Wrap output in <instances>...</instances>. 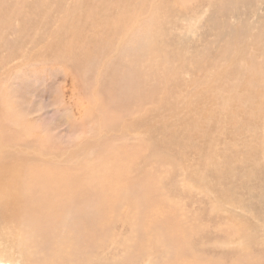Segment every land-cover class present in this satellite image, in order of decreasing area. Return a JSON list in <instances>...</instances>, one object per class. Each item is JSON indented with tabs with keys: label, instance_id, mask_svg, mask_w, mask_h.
Returning <instances> with one entry per match:
<instances>
[{
	"label": "bare ground",
	"instance_id": "1",
	"mask_svg": "<svg viewBox=\"0 0 264 264\" xmlns=\"http://www.w3.org/2000/svg\"><path fill=\"white\" fill-rule=\"evenodd\" d=\"M26 1L12 6L0 0V50L7 45L11 55L0 63L20 56L32 31L49 35L40 53L66 62L76 86L87 91L100 129L68 151L69 159L56 162L41 135L32 137L30 121L16 120L10 109L0 114V264H264V210L254 201L264 196V132H250L248 125L249 118L264 117V38L251 40L249 30L238 31L241 47L236 50L228 41L219 54L221 60L227 54L233 65L251 46L262 53L261 60L251 59L258 72V111L250 115L236 104L245 97L238 98L229 104L222 127L217 118L196 128L199 119L180 115V109L190 105L179 82L188 59L169 37L164 18L182 0H72L67 7L64 0ZM231 1L241 5L245 0ZM55 11L57 20L51 18ZM13 20L19 26L14 27ZM5 30L15 36L9 37L13 42L5 43ZM36 36L30 41H38ZM201 55L194 59L200 71L216 67ZM97 61L102 65L94 67ZM228 64L216 74L242 82L245 67ZM228 85L221 101L235 89V83ZM214 103L219 107L217 98ZM196 107L182 111L195 112ZM64 108L67 111L68 104ZM165 113L177 118L170 121ZM178 120L184 130H171ZM136 132L146 138L142 133L144 139L136 137L131 145L126 137ZM231 134L233 143L228 142ZM188 149L196 153L194 164L186 156ZM198 193L210 202L208 209L191 208ZM211 221L220 222V232H212ZM214 241L235 247L219 257L205 253L202 245Z\"/></svg>",
	"mask_w": 264,
	"mask_h": 264
},
{
	"label": "rangeland",
	"instance_id": "2",
	"mask_svg": "<svg viewBox=\"0 0 264 264\" xmlns=\"http://www.w3.org/2000/svg\"><path fill=\"white\" fill-rule=\"evenodd\" d=\"M9 1L11 2L10 4L12 6L16 5V3L18 2V0ZM28 1L30 2L31 0H27L26 2ZM42 1H45L46 4L52 3L51 0ZM201 1L202 2H199V0H193L192 2V0H182L181 5H173L174 12H172L171 15H165L164 17L166 22L165 26L167 32L170 33L169 37H171L173 43H175L177 47L182 49V52L188 59L186 66H183V68L179 71V82L180 90L182 93H184V100L190 101V105H184L183 108L180 109L182 112L180 115H182V117L186 115L188 117L199 119L201 123H194L196 124V128H199L200 125L203 124L207 125L210 120H215L217 118L220 127H222L224 125V121H227L228 119V116L225 115V112L227 113L229 104L234 103L238 98L245 97L244 102L239 101L236 104L245 108L247 112L250 113V115L256 113L261 106V99L256 97V92L259 89L256 85L258 84V80L256 79V84L254 82V78L258 75V72L251 65V59L253 57H257L258 60H261L262 53L260 52V54L259 52H257V47L254 46L255 48H252L251 46L246 56L233 65L228 64L229 60L227 58V54V61L226 58L221 60V56L219 57V54H224L228 41H230V44L233 43L236 46V50L241 47V45H238V38L236 37V33L238 31L244 33L249 30V33L252 34L250 37L251 40H254L257 37H262V39L264 38V0H245L241 5H237L231 0H217L218 3L217 1H213V3L211 4L206 3L207 0ZM72 3V0H64V7H67L69 5L71 6ZM196 3L202 4L192 6V8L190 4ZM27 6L28 5L25 4L24 8H26ZM107 11L109 13L108 9L104 10L103 14H105ZM115 12H117V10L114 9L113 14ZM51 18L53 20H57V11L52 13ZM141 19H144V17H141ZM18 24H20L19 21L13 20L14 27L19 26ZM219 26L221 28H219ZM51 30H48L49 32L47 34L51 33ZM40 32L41 30L32 31V37H29L30 39L28 38L24 40L25 43L22 45L23 47L21 48L22 50H20L21 52L18 51L20 56L16 55L13 58L7 60L6 63H0V114L4 115L5 112L10 113L8 110L10 109L11 114L14 115L16 120L20 121L26 119L30 121L31 126L29 127V129L31 128L30 131L32 132V137L35 138V134L41 135V139L44 140L42 144L47 145L46 148L49 146L47 149H51L52 152H55L54 160L56 162H63L69 159V152H73V150L77 148V145L79 143H82L80 142L81 139L85 140L88 136H92L90 138L92 139L99 133V130L96 128L98 127L100 129V127L98 124V119L95 115H93L94 106L90 104L89 97L87 96V91H81L82 88L79 84L78 86H76V83H74L73 81V72L68 68V66L65 65L66 62H62L59 59H54V54L43 55L40 53L43 46L46 45L50 39L49 35H43L42 37H40L38 35ZM33 35H37L36 37L39 38L38 41H30L32 39L34 40ZM3 36L5 37V43L7 41L13 42V40L16 39L12 32H9L7 30L3 32ZM10 36L13 40L9 38ZM138 46L141 47L142 45L138 43ZM7 47L9 46L5 45L4 48L0 50V60H4L5 57L7 58L11 56L8 54L9 52L5 50V48L7 49ZM37 50L40 51L37 52ZM255 50L257 51L255 52ZM21 53L28 56L30 60H24L23 57H21L23 56V54ZM29 53H32L31 56ZM196 53H201L203 54L201 56H206L207 62L211 63L209 60L213 61V63L216 64V67L210 68L208 66L210 69L207 67L205 68V70L200 71V69L196 65V62H194L195 57L198 55ZM52 63H54L55 65ZM227 64L230 67H245L246 75L241 80L242 82H235V79H229V81L228 76L225 73H222L221 75L216 74L218 70L223 71L227 67ZM98 65H102V61H97V64L94 67H97ZM66 68H68L69 70ZM215 76L216 78H214ZM211 79L213 81L215 80V82L213 83ZM218 80L219 82H223L225 86L223 85V83L217 84L216 82ZM232 81L235 83V89L231 91L230 97L228 96L221 101V98L227 95V87L229 86L228 84H234L232 83ZM66 87L69 89L67 93L64 91ZM80 92H83L82 100L80 99ZM74 94L76 95L74 96ZM62 96L63 99L61 98ZM64 97L66 99H64ZM216 98L218 100V103L220 104L219 107L214 103V99ZM61 100L63 101V103ZM64 100L66 101L64 102ZM197 100H199L200 102ZM67 104L69 108L66 111L64 107ZM78 105L81 106L79 107ZM195 106H197L196 108H198V110H196L195 112L190 109V111L185 114V111H182L184 109H187L188 107ZM87 107L90 108V110ZM77 108H80L81 110L79 109L78 111ZM220 108L222 109L221 112L219 111ZM73 109L75 112L73 111ZM87 109L89 110L88 112L86 111ZM86 113H90L91 118H88L89 116H87ZM66 117L68 118V120ZM84 117L87 118L85 119ZM163 117L171 121L177 118V115L165 113ZM234 118L239 119L242 117L241 115H235ZM249 119L250 121L248 125L251 129L250 132H253V130H257L258 134L262 135L264 132V123H262L264 117L261 118V116L258 114ZM82 121L83 123L85 121L86 122L83 124ZM174 124V127H170L171 130H184L183 126L179 123V120ZM85 125L88 127L89 134L88 132H86L87 127ZM82 126L84 128L83 130ZM94 129H96L97 131ZM92 130H94V132H91ZM143 132H141V134L139 132H136L139 134L133 133L132 135L126 137V139L129 140L131 145H134L133 140L136 137L141 139L146 138V134ZM142 133L144 138L142 137ZM233 136L234 134L232 136H229V138H231V140L228 141L229 143H233V140L236 139L235 137L233 139ZM32 137H30L31 140ZM224 144V142H221L220 146L223 147V149H226L227 146L226 144ZM235 147L240 148V145L236 144ZM172 151H178V147L175 146ZM186 156L190 161V164H194L195 162H197L196 153L192 149H188L186 151ZM224 160L225 159H223V161ZM180 172H182V170H180ZM199 193L201 195H204V193ZM199 193L197 194L198 196L195 195V197H193L190 206L195 210L203 211L210 207V202L207 198L202 197ZM207 194L208 197L213 195L211 192H207ZM242 197L244 198L245 202L248 201L247 203H252L251 197L247 196L246 194H242ZM254 201L261 205L264 210V196L257 197L254 199ZM253 207L254 208H252L251 211L253 213H256V210H254L256 209V206ZM234 211L240 214L242 213L240 209H234ZM251 211L250 214L252 215L253 213ZM225 214L226 212L223 213L222 216H225ZM213 219L216 218L213 217ZM218 223L220 222L216 221L211 223V228L213 229L212 232L216 233L215 229L218 230L216 226L218 225ZM210 233L211 230L209 234ZM220 245L221 243H215L214 241L205 243V246L202 245V247H205L207 249V251H204L205 253H210L216 257H219L221 254L226 255L230 250H232V247H235V244H225L224 246ZM213 247L214 249H212ZM17 264L25 263L23 262V260H18Z\"/></svg>",
	"mask_w": 264,
	"mask_h": 264
}]
</instances>
